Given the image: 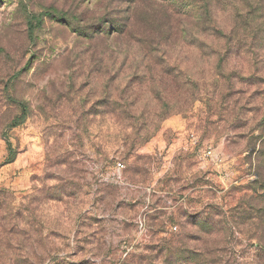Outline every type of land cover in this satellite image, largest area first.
<instances>
[{
    "label": "rangeland",
    "instance_id": "obj_1",
    "mask_svg": "<svg viewBox=\"0 0 264 264\" xmlns=\"http://www.w3.org/2000/svg\"><path fill=\"white\" fill-rule=\"evenodd\" d=\"M0 264H264V0H0Z\"/></svg>",
    "mask_w": 264,
    "mask_h": 264
},
{
    "label": "built area",
    "instance_id": "obj_2",
    "mask_svg": "<svg viewBox=\"0 0 264 264\" xmlns=\"http://www.w3.org/2000/svg\"><path fill=\"white\" fill-rule=\"evenodd\" d=\"M209 155H211L212 154V151H208L207 152ZM175 229H177V227H175Z\"/></svg>",
    "mask_w": 264,
    "mask_h": 264
}]
</instances>
